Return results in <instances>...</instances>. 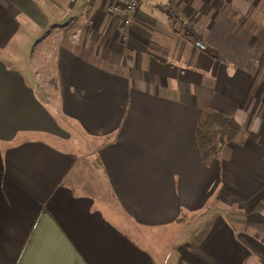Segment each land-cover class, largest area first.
Wrapping results in <instances>:
<instances>
[{
	"label": "crops",
	"instance_id": "1",
	"mask_svg": "<svg viewBox=\"0 0 264 264\" xmlns=\"http://www.w3.org/2000/svg\"><path fill=\"white\" fill-rule=\"evenodd\" d=\"M107 5L0 0V264H264V0Z\"/></svg>",
	"mask_w": 264,
	"mask_h": 264
},
{
	"label": "trees",
	"instance_id": "2",
	"mask_svg": "<svg viewBox=\"0 0 264 264\" xmlns=\"http://www.w3.org/2000/svg\"><path fill=\"white\" fill-rule=\"evenodd\" d=\"M240 124L231 116L204 108L196 124L195 134L202 162L209 165L219 154L225 142L240 134ZM257 206L252 211H257Z\"/></svg>",
	"mask_w": 264,
	"mask_h": 264
},
{
	"label": "built area",
	"instance_id": "3",
	"mask_svg": "<svg viewBox=\"0 0 264 264\" xmlns=\"http://www.w3.org/2000/svg\"><path fill=\"white\" fill-rule=\"evenodd\" d=\"M141 2L142 0H108L107 12L120 18L124 27V34L126 29L134 22Z\"/></svg>",
	"mask_w": 264,
	"mask_h": 264
},
{
	"label": "rangeland",
	"instance_id": "4",
	"mask_svg": "<svg viewBox=\"0 0 264 264\" xmlns=\"http://www.w3.org/2000/svg\"><path fill=\"white\" fill-rule=\"evenodd\" d=\"M136 16H137V12H136ZM36 38L37 37H35V36L28 38V41L24 43V49H22L20 52H18V55L15 56L14 58L8 57L7 60L10 62L12 61V62H14L15 65L22 66V67L25 66L27 61H29L31 59L36 61L37 52L35 51V47L37 45V41H34L33 45H26L29 41L36 39ZM4 55H6V54H4ZM48 80L51 81V79H49V78H48ZM44 136H46V135H44ZM80 137H81L80 135H77V134L74 135L73 134V136L70 139H68L67 141H64V143L58 142V144H60L61 146H64V148H78V146L80 145V142H81ZM260 214L262 216H264V213L262 211H260Z\"/></svg>",
	"mask_w": 264,
	"mask_h": 264
}]
</instances>
